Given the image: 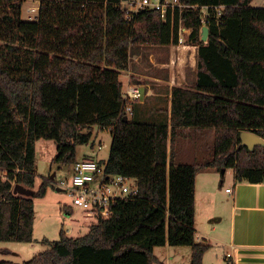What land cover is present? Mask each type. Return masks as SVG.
<instances>
[{
	"label": "trees",
	"instance_id": "1",
	"mask_svg": "<svg viewBox=\"0 0 264 264\" xmlns=\"http://www.w3.org/2000/svg\"><path fill=\"white\" fill-rule=\"evenodd\" d=\"M24 0H0V242H34L36 142L53 140L61 166L77 162L94 126L111 131L112 174L135 178L139 192L120 201L81 237L64 230L50 248L22 264H162L156 247L189 246L191 264H204L208 243L196 240V177L209 169L234 170L239 183H264V146L240 148V135L264 139V7L254 0H181L186 8L141 11L128 20L123 0H37L38 21L23 20ZM208 9V42L202 38ZM182 28L198 47L190 85L172 89L171 118L160 123L124 120L122 71L142 47L179 45ZM29 46L27 68L6 61L5 34ZM214 132L213 156L178 162L180 131ZM224 175V174H223ZM17 184L31 197L14 193ZM0 264H20L0 261Z\"/></svg>",
	"mask_w": 264,
	"mask_h": 264
},
{
	"label": "crops",
	"instance_id": "2",
	"mask_svg": "<svg viewBox=\"0 0 264 264\" xmlns=\"http://www.w3.org/2000/svg\"><path fill=\"white\" fill-rule=\"evenodd\" d=\"M191 32V29H183L187 40ZM144 48L150 51V59H146L145 49L142 48L144 53L132 57L134 61H131L127 71L121 72L120 81L124 86L121 78L127 72V85H136L143 92L141 99L131 104L134 115L138 111L143 118L165 115L170 120L172 89L179 86L171 81L172 63H178L181 86H190L196 78L198 47L187 43ZM193 62V77L189 81L185 72ZM232 174L229 183L222 180L223 174L217 169L202 171L196 177V240L211 245L204 255V264H264V183H239L234 170ZM229 188L232 193L227 192ZM74 210L70 207L65 210L67 217L71 215V223L77 226L81 222L91 224L83 218L75 220ZM66 233L72 236L70 231ZM165 247L169 249L170 246ZM3 253L7 256L13 251L7 248ZM171 261L166 259L161 263L172 264Z\"/></svg>",
	"mask_w": 264,
	"mask_h": 264
},
{
	"label": "rangeland",
	"instance_id": "3",
	"mask_svg": "<svg viewBox=\"0 0 264 264\" xmlns=\"http://www.w3.org/2000/svg\"><path fill=\"white\" fill-rule=\"evenodd\" d=\"M254 6L264 7V0H254ZM16 8H9L8 12L15 14L17 9H20L23 20H29L31 16L38 15L40 2L37 0H24L23 3L18 5V2H14ZM126 7V5H124ZM183 29L180 37H183V44H187V35L183 33ZM7 42H2L4 46L5 54L7 56L6 61L17 65L20 63L22 68H27L30 59L29 46L24 39L14 34H10L9 31L5 34ZM143 48V47H142ZM145 49L146 59H150V51L147 52ZM134 57V56H133ZM186 57H184L185 60ZM134 58L131 59V61ZM183 61V60H182ZM185 62V61H183ZM177 64V63H176ZM193 64L191 63L187 67L186 76L188 80L193 77ZM176 70V69H175ZM177 72V71H176ZM127 76L128 73L122 74V81L125 82L124 90L127 88ZM181 78V77H180ZM182 80V79H180ZM192 84V83H191ZM168 105V104H166ZM138 111L134 115H130L129 118L136 122H151L160 123L166 121V116L162 115L161 118L158 116H151L143 118ZM92 138L88 144L80 145L77 149V159H94L100 162H105L109 159L112 145V134L109 130H100L98 126H94L92 131ZM213 143H214V132H206L204 134L198 133L194 130L187 129L186 131H180L178 139V153L179 163H195L200 161H206L211 159L213 156ZM103 148H99L101 145ZM58 155L57 144L53 140L41 139L36 142V159H37V184L35 190L40 187L43 178L53 179V184L48 187V191L45 197L35 199V228H34V242L23 243V242H0V261H14L17 263H23L33 259L36 255L48 250L50 247L45 243H42L43 239L54 242L59 240L60 232L70 231L71 237H81L89 232L90 225L95 223H80L75 225L70 222L66 216L67 207H71L70 197L63 191L57 190V184L62 181L69 180L74 171L73 166H61L54 162V159ZM229 171V170H228ZM233 169L230 172L225 173L222 180L225 183H229L232 179ZM222 173V172H221ZM74 219H82L81 215L74 210ZM83 220V219H82ZM9 248L13 251L12 254L5 256L3 253L4 249ZM155 255L160 262H166V259H172V264H191L192 249L189 246H170L169 249L166 247H156ZM6 259V260H5ZM8 259V260H7Z\"/></svg>",
	"mask_w": 264,
	"mask_h": 264
},
{
	"label": "built area",
	"instance_id": "4",
	"mask_svg": "<svg viewBox=\"0 0 264 264\" xmlns=\"http://www.w3.org/2000/svg\"><path fill=\"white\" fill-rule=\"evenodd\" d=\"M122 8L126 11L128 20L141 11H157L163 19H166L170 10L178 8L182 11L186 8V5L181 0H127L122 1ZM202 12L204 27L209 22V13L205 7H202ZM38 18V15H34L30 17L29 21H38ZM180 34L182 33L180 32ZM183 41V37H180L179 45H182ZM172 64H174L171 67L172 84L181 86L182 82L177 70L178 63L173 62ZM123 96L126 101L134 102L141 99L143 92L136 85L129 84L126 90L123 91ZM124 110L128 117L134 114L131 104H127ZM103 146L102 144L99 148L101 149ZM73 171L72 177L69 180L60 182L57 187L70 197V208L77 210L81 218L92 224L101 219L113 217L115 206L120 201L134 197L139 192L135 178L109 173L107 161L80 159L73 165ZM227 192L232 193V190L229 188Z\"/></svg>",
	"mask_w": 264,
	"mask_h": 264
},
{
	"label": "water",
	"instance_id": "5",
	"mask_svg": "<svg viewBox=\"0 0 264 264\" xmlns=\"http://www.w3.org/2000/svg\"><path fill=\"white\" fill-rule=\"evenodd\" d=\"M123 1H127V0H123ZM209 34H210V29L208 26H204L202 28V38L201 41L203 42H208L209 40ZM129 117L125 116L124 120L128 121ZM240 139H241V144H240V148H244L247 147L249 150H253L256 146H264V139L259 136L258 134L251 132V131H244L241 133L240 135ZM226 171L223 170L222 174H225ZM55 178V175H53L51 177V179L53 180ZM58 191H62L61 189L57 188ZM14 193L15 194H19L22 196H27V197H31L34 194L33 190H29L27 188H25L24 186L17 184L14 188Z\"/></svg>",
	"mask_w": 264,
	"mask_h": 264
}]
</instances>
